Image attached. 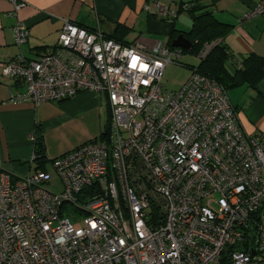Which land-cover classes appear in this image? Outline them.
Instances as JSON below:
<instances>
[{
    "label": "built area",
    "instance_id": "1",
    "mask_svg": "<svg viewBox=\"0 0 264 264\" xmlns=\"http://www.w3.org/2000/svg\"><path fill=\"white\" fill-rule=\"evenodd\" d=\"M7 1L15 15L27 6ZM142 8L177 16L159 0ZM261 14L264 0L239 21ZM28 37L16 20L15 46ZM182 50L166 40L120 42L63 19L50 51L0 59L1 75L16 83L9 101L89 92L110 114L101 138L50 160L53 172L0 171V264H264V144L242 130L225 87L197 68L180 89L163 87ZM55 174L59 191L48 186Z\"/></svg>",
    "mask_w": 264,
    "mask_h": 264
},
{
    "label": "crops",
    "instance_id": "2",
    "mask_svg": "<svg viewBox=\"0 0 264 264\" xmlns=\"http://www.w3.org/2000/svg\"><path fill=\"white\" fill-rule=\"evenodd\" d=\"M25 1L27 6L15 15L12 14L11 3L0 0L1 60L12 59L19 51L31 58L50 51L58 40L63 19L73 20L89 28L99 27L106 34L115 35L128 43L139 42L145 48H149L156 41L166 40L171 28L167 19L154 17L143 10L144 4L154 0ZM159 1L176 9L179 3H200L212 11L218 21L231 26L221 42L231 52L234 63L239 64L249 54L264 59V14L239 21L240 16L259 0ZM181 13L188 15L184 11ZM178 16L174 27L182 30L177 26ZM18 19L23 20L29 27L28 41L20 49L13 42V25ZM118 23L127 27L125 34H120ZM15 86L13 79L0 73V171L15 178L33 174L37 169L53 172L48 159L78 145L66 150H55L49 145L50 134H55L80 117L88 121L92 118L95 121L100 119V114L97 113L99 96L81 92L64 101L34 105L32 102L9 101V91ZM243 86L247 90L237 102L233 103L229 97L235 107L238 123L246 134L264 144V76L255 87L247 84ZM37 132H41L45 144L44 154L47 161L44 164L32 159ZM48 164L51 168H48Z\"/></svg>",
    "mask_w": 264,
    "mask_h": 264
},
{
    "label": "trees",
    "instance_id": "3",
    "mask_svg": "<svg viewBox=\"0 0 264 264\" xmlns=\"http://www.w3.org/2000/svg\"><path fill=\"white\" fill-rule=\"evenodd\" d=\"M184 5H186L185 8H183ZM183 11L186 12L191 19V27L187 31L178 30L174 27V22L178 14ZM177 16L175 18L167 19L171 24L170 32L166 38L168 46L172 47V40L180 33H183V36L191 42L190 50L183 49V53L196 55L203 43L214 42V45L208 52L207 56L196 66L186 64L190 70L197 68L198 72L206 74L221 83L227 91L231 87L244 84L255 87L262 79L264 76V59L255 54H249L244 57L239 64L234 63L231 52H229L227 47L221 42L229 33L231 26L218 21L213 16L212 11L206 9L205 6H202L197 2H189L186 4L179 3ZM117 28L119 29L120 34H125L127 31V27L120 23H118ZM107 36L120 42L128 43L121 38H117L115 35L107 34ZM106 110L107 118L103 131L99 136L100 138L109 128L110 114L108 106L106 107ZM33 149V159L38 160L40 164H44L47 160L44 154L45 144L41 132H37V135L34 138ZM51 159L48 160L50 161Z\"/></svg>",
    "mask_w": 264,
    "mask_h": 264
},
{
    "label": "rangeland",
    "instance_id": "4",
    "mask_svg": "<svg viewBox=\"0 0 264 264\" xmlns=\"http://www.w3.org/2000/svg\"><path fill=\"white\" fill-rule=\"evenodd\" d=\"M243 15L244 14L240 17ZM190 25L191 21L188 15L181 13L178 16L177 26L182 30L187 31L190 29ZM180 61L183 63L182 65L168 64L164 69L162 85L168 91H176L180 89L191 72L186 64L196 66L200 62V59H198L196 55L183 53ZM245 90L247 89L243 85L229 88L228 94L233 103L241 98V95L245 93ZM106 107V102L102 97H99L97 113L100 114V119L95 121L91 117L92 120L88 121L84 117H80L76 121L67 124L64 128L59 129L55 134H50L49 145L55 150H66V148L99 138L107 118ZM48 168H51L49 164ZM51 169H53V167ZM48 186L54 191L60 190V180L56 174L54 175L53 183Z\"/></svg>",
    "mask_w": 264,
    "mask_h": 264
},
{
    "label": "water",
    "instance_id": "5",
    "mask_svg": "<svg viewBox=\"0 0 264 264\" xmlns=\"http://www.w3.org/2000/svg\"><path fill=\"white\" fill-rule=\"evenodd\" d=\"M172 47H180L184 50H190L191 42L183 36V33H180L175 39L171 42Z\"/></svg>",
    "mask_w": 264,
    "mask_h": 264
}]
</instances>
